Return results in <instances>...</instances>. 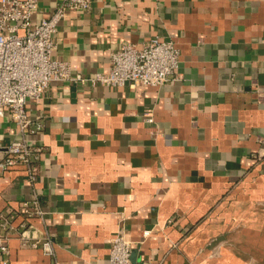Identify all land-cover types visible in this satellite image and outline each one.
<instances>
[{
	"label": "crops",
	"instance_id": "1",
	"mask_svg": "<svg viewBox=\"0 0 264 264\" xmlns=\"http://www.w3.org/2000/svg\"><path fill=\"white\" fill-rule=\"evenodd\" d=\"M62 1L38 0L35 19ZM154 36L179 48L177 79L56 82L29 103L39 171L32 185L23 165L0 169V211L37 194L44 219L17 229L55 251L14 237L0 264H102L123 228L153 229L136 264H264V0H92L60 22L54 56L107 73L112 52ZM18 136L0 116V160Z\"/></svg>",
	"mask_w": 264,
	"mask_h": 264
},
{
	"label": "built area",
	"instance_id": "2",
	"mask_svg": "<svg viewBox=\"0 0 264 264\" xmlns=\"http://www.w3.org/2000/svg\"><path fill=\"white\" fill-rule=\"evenodd\" d=\"M91 1L63 0L49 16L36 20L38 0H0V116L9 115L19 128V136L5 147L0 169L23 165L32 185L39 171L37 161L44 149L32 137L42 130L43 123L40 117H31L28 105L42 98L53 83L163 86L179 76L180 50L173 40L159 36L152 37L143 47L128 43L112 52L107 73L74 74L68 61L54 56L57 32L60 22L70 11L87 9ZM146 121L153 122V116L148 114ZM45 214L37 194L14 212L0 211L1 255L9 254L8 243L14 237L20 239L24 247H40L53 254L55 244L51 234L30 238L17 229L18 225L25 226L28 219H44ZM152 230L145 229L137 241L131 239L124 228L118 230L112 237L109 257L102 264H136L134 248L144 243ZM3 263L7 264V259Z\"/></svg>",
	"mask_w": 264,
	"mask_h": 264
},
{
	"label": "water",
	"instance_id": "3",
	"mask_svg": "<svg viewBox=\"0 0 264 264\" xmlns=\"http://www.w3.org/2000/svg\"><path fill=\"white\" fill-rule=\"evenodd\" d=\"M134 252H135V251H133V260H134Z\"/></svg>",
	"mask_w": 264,
	"mask_h": 264
}]
</instances>
